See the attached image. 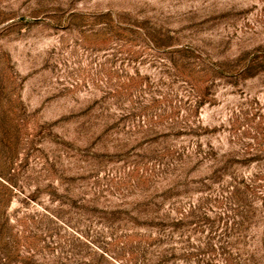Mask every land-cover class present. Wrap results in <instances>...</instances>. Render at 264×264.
I'll use <instances>...</instances> for the list:
<instances>
[{"label":"rangeland","instance_id":"rangeland-1","mask_svg":"<svg viewBox=\"0 0 264 264\" xmlns=\"http://www.w3.org/2000/svg\"><path fill=\"white\" fill-rule=\"evenodd\" d=\"M0 264H264V0H0Z\"/></svg>","mask_w":264,"mask_h":264}]
</instances>
